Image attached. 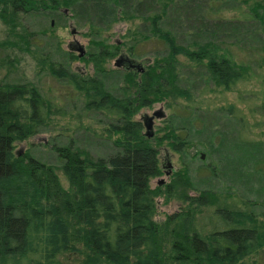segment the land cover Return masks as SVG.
Instances as JSON below:
<instances>
[{
	"label": "trees",
	"instance_id": "trees-1",
	"mask_svg": "<svg viewBox=\"0 0 264 264\" xmlns=\"http://www.w3.org/2000/svg\"><path fill=\"white\" fill-rule=\"evenodd\" d=\"M126 1L1 0L3 14L11 9L7 14L10 20L6 21L9 34L2 45L25 50V30L14 32L19 25V13L38 10L59 13L64 9L75 14L84 8L95 15L93 20L97 24H109L135 16L127 11ZM165 3L159 13L140 16L146 24V33L165 46L164 55L156 57L144 73L105 68L106 62L117 54L131 58L140 55L136 48L139 32L131 30L126 32L127 43L92 41L98 52L80 58L94 62L102 79H84L61 65L50 66L54 77L66 81L82 95L83 111L107 118L105 135H99L100 138L106 142L116 136L111 142L112 154L106 158L94 159L88 152L77 149L72 141L65 147L53 146L61 161L66 189L53 167L29 154L14 153L15 143L35 136L46 126L54 113L51 105L35 87L0 86V264H24L28 256L39 254L43 261L36 264H53L56 257L68 252L81 253L84 257L81 264H169L171 259L177 264H246L264 247V212L255 211L264 207V200L262 204L243 201L240 206H220L218 195L212 192L200 191L197 196L188 197L176 187L188 186L186 173L180 172L172 176L167 187L150 190V181L161 173L158 153L133 115L154 102L190 100L188 92L177 86V58L183 57L203 68L208 80L225 91L244 79L249 69L236 63L211 40L179 44L176 35L162 25L170 5ZM123 12L126 17L118 19ZM248 13L255 28L264 35V5L253 3ZM101 29L95 28L92 35L100 36ZM10 34H15L23 44L10 43ZM140 36L148 39L146 34ZM69 58L73 59L72 53ZM112 72H122L126 83L121 97L109 93L103 84ZM169 138L174 142L170 143L173 151L180 152L183 143L175 140L172 131ZM153 195L180 196L187 209L157 223L152 217ZM206 207H214L211 215L194 220V209ZM210 216L215 226H211ZM169 237L171 241L167 243ZM168 244L171 259L165 254Z\"/></svg>",
	"mask_w": 264,
	"mask_h": 264
},
{
	"label": "rangeland",
	"instance_id": "rangeland-1",
	"mask_svg": "<svg viewBox=\"0 0 264 264\" xmlns=\"http://www.w3.org/2000/svg\"><path fill=\"white\" fill-rule=\"evenodd\" d=\"M258 2L264 5V0H127L124 3L128 6L127 11L136 17L124 18L126 15L123 12L118 18H124L123 21L115 20L109 24H97L93 20L95 15H90L84 8L80 9L83 12L77 11L75 14L64 9L59 13L49 10L22 12L17 14L19 25L14 32L19 34L22 29L25 30L24 51L2 45L9 34L6 21L10 20L7 14L11 9L8 8L3 14V5L0 4V86L35 87L54 112L39 133L14 144V153L29 154L53 167L63 189L67 188V182L53 146L65 147L72 141L77 149L88 152L94 159L112 154L111 142L116 136L106 142L99 136L105 135L107 118L83 111L82 95L66 81L54 77L49 68L51 65L53 68L61 65L66 71L84 79H102L103 76L95 70L94 62L80 60L78 52H71L70 47L77 42L84 48L86 55L96 54L98 50L91 44L92 41L105 40L113 45L127 43L128 30L139 32L136 48L140 55L132 58L137 61L149 59L150 65L153 64L156 57L164 55L165 46L151 33H146V24L140 16L159 13L163 3H170L162 25L176 35L179 44L186 45L191 41L202 44L211 40L219 49L226 50L236 63L246 65L249 69L244 79L225 91L208 80L203 68L183 57L177 58V86L188 92L190 100L154 102L133 115V120L143 123L146 116L158 111L163 114V118L153 121L154 136L151 143L158 153L161 173L150 181V190L160 187V181L164 182L162 187H167L171 184L172 176L180 172L186 173L188 186L176 187L183 189L185 196L195 197L200 191H208L218 195L220 206H240L243 201L262 204L264 35L255 28L248 13V7ZM122 7H119L121 11ZM91 25L102 28L100 36L92 35L97 27ZM15 34H10L8 41L21 44L14 37ZM143 34L148 35V39H142L140 35ZM69 53L73 54V59L69 58ZM120 55L109 59L105 68L115 70L114 62ZM120 74L122 72H112L103 82L105 89L117 97L122 96V90L126 87ZM170 131L176 141L183 143L180 152H174L170 145ZM142 133L144 135V128ZM165 151L172 165L169 176L167 170L161 168L165 163ZM153 196L152 217L157 223H163L172 214L187 209L186 202L180 196ZM260 208L255 209L257 214L264 212V207ZM213 209H194V220L211 215ZM210 220L211 226H215L212 216ZM170 241L169 237L167 243ZM169 248L168 244L165 254L166 258L171 259L173 255ZM83 259L79 252H68L56 257L53 264H81ZM252 260L256 261L255 264H264V247L245 262L248 264ZM25 261L24 264H36L43 259L40 254L30 255ZM168 262L177 264L172 259Z\"/></svg>",
	"mask_w": 264,
	"mask_h": 264
},
{
	"label": "water",
	"instance_id": "water-1",
	"mask_svg": "<svg viewBox=\"0 0 264 264\" xmlns=\"http://www.w3.org/2000/svg\"><path fill=\"white\" fill-rule=\"evenodd\" d=\"M52 24V23H51ZM76 49H72L70 47L71 52L76 51L78 52V57L81 58L85 55V50L84 48L75 42ZM151 60L149 59H144L141 61H137L134 58H131L130 56L126 54H121L114 62V68L115 69H120L123 72H134V73H144L146 70V66L150 65ZM163 118L162 112H155L152 114V116H146L144 117L143 120V128L145 129L144 136L148 139H151L154 136V131H153V121L154 119H160ZM165 163L164 165L161 166L162 169H171L172 165L170 163V156L167 151H165ZM167 174V173H166ZM163 181H160L159 184H161Z\"/></svg>",
	"mask_w": 264,
	"mask_h": 264
},
{
	"label": "flooded vegetation",
	"instance_id": "flooded-vegetation-1",
	"mask_svg": "<svg viewBox=\"0 0 264 264\" xmlns=\"http://www.w3.org/2000/svg\"><path fill=\"white\" fill-rule=\"evenodd\" d=\"M71 47H72V49H74V50L76 49V45H74V44H73ZM118 70H120V69H118ZM154 120H155V119H154ZM141 124H142V127H143V123H141ZM164 164H166V163H164ZM166 170H167V176H169V175H170L169 173H170V170H171V169H166ZM163 183H164V182H162V183L159 184L158 186L163 185Z\"/></svg>",
	"mask_w": 264,
	"mask_h": 264
}]
</instances>
